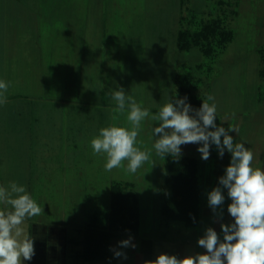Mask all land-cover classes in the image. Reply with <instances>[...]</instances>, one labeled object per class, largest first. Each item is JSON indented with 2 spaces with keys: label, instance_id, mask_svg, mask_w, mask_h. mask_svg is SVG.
Returning <instances> with one entry per match:
<instances>
[{
  "label": "rangeland",
  "instance_id": "rangeland-1",
  "mask_svg": "<svg viewBox=\"0 0 264 264\" xmlns=\"http://www.w3.org/2000/svg\"><path fill=\"white\" fill-rule=\"evenodd\" d=\"M82 1L20 0L23 4L39 5L40 55H46L45 63H47V55H52L56 61L50 69L52 73L50 79L53 83L58 81V87H60L62 80L67 78L62 62L70 55H110L107 56L110 59L103 58L100 67H103L105 63L109 73L118 69V76L114 77L115 84L112 83L113 89L122 87L126 95L133 96L143 108L154 104L150 99L151 96L158 97L153 102L163 107L172 99L170 95L172 86L169 83L170 68L174 63L180 64L182 70H192L194 76L200 78L199 92L206 95V99L208 95L214 96V101L209 103L214 102L217 106L216 124L225 129L229 127L237 129L236 133L229 132V135L233 137L234 142L245 144V147L253 152L252 166L264 170V0H184L183 7L180 0H108L112 17L104 28L96 22H92V26L89 25V21L87 22L84 39L87 46H84L81 53L78 7L80 3H83ZM3 3L8 2L0 0V5ZM182 15L184 20L180 23ZM216 17L223 19L226 31H234V37L226 43L225 48L206 55L199 47H193L190 50H181L177 47L178 28L182 26V28L197 29L206 20ZM1 26L2 23H0ZM155 66L163 68L159 76L151 72ZM260 69H263L262 73ZM149 74L150 77H148ZM175 99L180 97L177 96ZM48 107L50 109L42 110L41 115L49 116L54 120L58 119L59 113L60 115L62 113V107L56 103H51ZM147 109L150 116L141 122L137 136L136 145L141 147V144L146 141L142 138L153 134V128L159 126V121L151 119L152 115L158 113L152 108ZM101 111L98 112L101 113ZM104 111L106 113L102 114L106 116L103 123L99 124L89 119L95 114L87 112V115L85 114L88 123L87 128L83 130V138H87L84 141L88 143L87 146L91 144L93 139L91 137L99 135L101 128L110 126L105 118L111 110L104 109ZM128 111L127 103L123 113L113 110L112 118L118 119L117 122L113 120L112 125L130 130L131 124L127 120ZM45 121L48 120L45 119ZM58 123L56 120L55 123L52 121L50 124H41L42 127H40L41 131L45 129V126L51 130V141L57 147L63 146L66 140L65 136L57 139V136L60 137L58 128H61ZM150 141L153 142L151 139ZM201 146L188 144L186 149L189 155L199 159L200 185L203 188L200 222L190 227L181 221L166 220L161 216V200L158 194L163 180L161 179L163 178V162L162 158L154 155L153 150H148L146 145L140 150L149 151L150 159L136 172L146 173L150 169L149 174L152 179L143 182L144 187L141 188L143 192L141 229L135 236L133 233L125 232L114 238L110 255L106 259L86 261L83 264H138L136 255L139 248L133 239L137 235L154 238L155 245L151 260H155L162 253L175 255L181 259L198 253L205 254L206 250L198 245V240L204 236L209 227L213 228L222 240L223 234L222 231L217 230L216 218L219 217L222 220L221 213L223 216L230 198L227 196V189H222L225 196L224 203L213 212L208 204L206 192L211 188L210 175H213L214 188L220 186L219 183L215 184V181L225 174V169L230 164L231 154L225 150L221 158L216 146L211 145L209 159L204 160L198 151ZM89 159H93L91 164ZM87 160L86 174H91L93 179V182L88 185L92 186L65 189L55 187L54 184L59 182L48 184L45 181L44 185L52 186L40 185L32 189V198L43 208L41 215L32 217L33 221L44 225L67 226L70 236H77L78 229L91 221L93 217L97 216L101 224L106 222L110 209L109 178L127 174L125 169L128 162L123 161V167L118 168L122 170L120 172L124 171V174L119 172L117 175L114 171H106L105 167L100 165L103 161L106 163V157L89 156ZM100 167L105 177L98 170ZM216 169L221 171L218 173ZM217 174L220 176L218 177ZM130 238L131 243L136 245L135 248L120 246L121 241ZM113 250L125 253L127 258L116 257ZM22 264H29V260L22 261ZM67 264H77V260L69 259Z\"/></svg>",
  "mask_w": 264,
  "mask_h": 264
},
{
  "label": "crops",
  "instance_id": "crops-1",
  "mask_svg": "<svg viewBox=\"0 0 264 264\" xmlns=\"http://www.w3.org/2000/svg\"><path fill=\"white\" fill-rule=\"evenodd\" d=\"M7 2L0 5V23H2L0 27V80L9 84L5 93L7 102L0 104V186H7L11 182H16L18 185L25 186L31 197H33L32 189L40 187V185L42 187L52 186H48L49 182H59L54 184L55 187L65 189L92 186L88 185V183L93 182L92 176L91 174H86L88 168L86 167L87 158L89 156L106 157V154H94L91 144L87 146L88 143L84 142L87 138H83V130L87 128L86 125L88 123L85 114H95L89 119L94 122L97 121L99 124L103 123V119L106 116L102 114L106 113L104 109H110L111 115L108 113L105 118L107 120L106 123L111 126L113 120L117 122L118 118L113 119L112 113L118 106L115 100L113 102L110 94L114 90H119V87L112 88V85L115 84L114 77L118 76V69L113 73H109V68L106 67L104 62L103 67H100L103 58H109L107 56L110 55H70L67 60L62 62L63 66L61 65L64 67L62 69L65 71L67 78L63 79L61 86L58 87L59 82L53 83L52 79H50L52 76L50 69L55 65V59L52 55H47L48 59L47 63H45L46 55H40L39 5L23 4L20 0H7ZM180 4L183 7L184 0H180ZM78 10L79 51L82 53L84 46H87L84 40L85 28L88 27L87 22L89 21L90 26H92V22H96L97 25L104 28L112 14L109 12L108 0H89V2L84 0L83 3L79 4ZM183 20L184 15L181 16L180 23ZM183 29L196 30L191 27L182 28L181 26L178 28L176 45L179 49H181L179 47V35ZM173 65L170 68L171 76L169 78V83L172 86L170 91L171 98L173 99L177 96L183 98L179 91V79L186 74H190L193 76L192 92L196 99L188 104L191 106L202 104L206 100V95L199 92L198 83L200 78H196L192 70H182L180 64L174 63ZM156 66L150 71L152 74L159 76L163 68ZM55 67L58 68L57 66ZM262 71L263 69H260V73ZM148 77H150V74ZM150 99L155 105L151 104L152 106L146 108H152L158 113L162 106L153 102L158 97L151 96ZM51 103L59 104L62 107V113L61 115L59 113V118L56 119L59 122L58 124L61 125V128H58L60 137L57 136V139H62L65 136L66 140L63 146L59 147L51 141V130L49 128L45 126V129H42L43 131L40 130L41 124H50L52 121L54 123L56 121L53 118H49V116L44 117L41 115L43 113H41L42 110L47 111L46 109H50L48 106ZM98 111H101V113ZM45 119L48 121H45ZM150 139L153 142H149ZM157 139L158 137L154 134H149L144 139L142 138L143 141L146 140L145 143L141 144L142 147L140 145H136V147L142 149L147 145L148 150H153L154 155H157L154 149V143ZM187 146L188 144L181 145V155L179 157L167 155L162 158L163 178L161 179L163 180L158 195L161 200L160 213L166 220H174L167 218L163 214L162 209L165 187L175 175L171 177L168 172V161L170 158L195 161L196 165L191 171L194 173V186L197 189L200 205L203 202L199 159L186 152ZM92 162L93 159H89V163L91 164ZM100 165L104 167V161ZM98 170L103 171L101 167ZM111 171L119 175L118 173L122 170L114 168ZM220 171L221 169L219 171L216 169V172L219 173ZM123 172L120 173L124 174ZM149 172L150 169L146 173H125L124 175L110 176L111 178H109L110 202L111 187L115 183L126 185L129 188V192L139 201L140 225L135 232H129L133 233L134 236L141 229L143 222V192L141 188L144 187L143 184L145 182L149 181L151 177ZM101 174L105 177L103 172ZM190 176L192 179L193 175L190 174ZM212 176L210 175V190L214 188ZM217 176L219 177L220 175L217 174ZM45 181L48 184L44 185ZM216 183H219V179L215 181ZM192 186L190 185V188ZM210 190L206 192L207 199ZM4 207V205H0V209ZM109 213L110 209L104 224L100 223V219L97 216L93 217L91 221L78 229L77 236H70L68 227L62 224H59L60 226H51L33 221V218L26 219L22 227L26 228L28 236L33 239L35 251L33 258L29 260V264H67L69 259L74 258L77 260V264H83L86 261L106 259L110 255L114 238L121 236L123 233L111 240L109 253L106 257L95 259L85 257L84 237L90 227L107 228L109 226ZM200 219L201 207L199 222ZM216 219L219 232L221 231V223L231 224L234 222L227 210L223 214L222 220L219 217ZM133 239L139 248L136 255L138 264H143L145 260H151L155 245L154 238L137 235Z\"/></svg>",
  "mask_w": 264,
  "mask_h": 264
},
{
  "label": "clouds",
  "instance_id": "clouds-1",
  "mask_svg": "<svg viewBox=\"0 0 264 264\" xmlns=\"http://www.w3.org/2000/svg\"><path fill=\"white\" fill-rule=\"evenodd\" d=\"M8 87V83L0 80V104L7 102ZM112 98L118 106L114 109L116 112L123 113L127 103L131 129L115 125L101 128L99 135L91 140V147L94 154H106V171L123 167L122 162L128 161L125 171L134 174L150 159L149 151L136 147L141 122L150 113L133 96L126 95L122 87L112 92ZM214 99L213 95H208L198 109L186 103L187 97L173 98L166 103L158 114L151 116L152 120L159 121V126L153 128V134L158 137L154 149L161 158L179 157L181 145L200 144L198 151L204 160L209 159L211 145L216 146L221 158L227 150L231 154L230 164L219 178L220 186L208 193V204L215 212L225 200L222 189H227L231 200L227 211L234 222L221 223L222 240L213 228L206 229L198 240L205 254L181 259L162 253L143 264H264V170L254 168L253 152L245 144L234 142L229 135L237 129H225L216 124L217 106L209 103ZM0 205L5 206L0 209V264H22L31 260L35 254L33 239L22 225L26 219L41 215L43 208L25 186L16 182L0 186ZM120 246L136 247L131 238L121 241ZM113 251L116 257L127 258L125 253Z\"/></svg>",
  "mask_w": 264,
  "mask_h": 264
},
{
  "label": "trees",
  "instance_id": "trees-1",
  "mask_svg": "<svg viewBox=\"0 0 264 264\" xmlns=\"http://www.w3.org/2000/svg\"><path fill=\"white\" fill-rule=\"evenodd\" d=\"M224 21L216 17L203 22L196 30L183 29L179 35V47L190 50L199 47L204 54L211 55L223 49L234 37V31H226ZM193 76L184 75L179 79V91L187 97L186 103L196 99L192 92ZM202 104L192 105L194 109ZM192 165V166H191ZM195 161L170 158L168 172L172 177L164 191L163 214L170 219L194 226L199 222L200 203L194 182ZM190 174L193 175L192 179ZM190 185H193L190 188ZM140 225V209L138 199L129 192L122 183L111 187L109 226L107 228L90 227L84 237L85 257L89 259L104 258L109 253L110 243L114 237L125 232H135Z\"/></svg>",
  "mask_w": 264,
  "mask_h": 264
}]
</instances>
